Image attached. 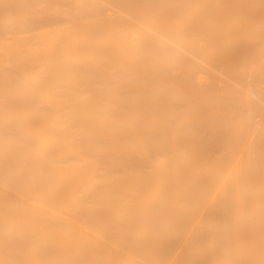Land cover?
Segmentation results:
<instances>
[{"label":"bare ground","instance_id":"1","mask_svg":"<svg viewBox=\"0 0 264 264\" xmlns=\"http://www.w3.org/2000/svg\"><path fill=\"white\" fill-rule=\"evenodd\" d=\"M173 251L264 264V0H0V264Z\"/></svg>","mask_w":264,"mask_h":264},{"label":"rangeland","instance_id":"2","mask_svg":"<svg viewBox=\"0 0 264 264\" xmlns=\"http://www.w3.org/2000/svg\"><path fill=\"white\" fill-rule=\"evenodd\" d=\"M126 245L133 246H192V245H201V243H130ZM228 261L226 258H224ZM91 264H222V260L219 256H195L184 251L181 252H168L161 254H130L129 256L124 254H115L110 255L109 257L103 258L102 256H93L91 259H77V263L87 262ZM225 261V264H227ZM233 260L229 259V264ZM234 264H239L237 261H233ZM224 264V262H223ZM233 264V263H232Z\"/></svg>","mask_w":264,"mask_h":264}]
</instances>
